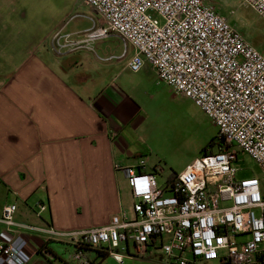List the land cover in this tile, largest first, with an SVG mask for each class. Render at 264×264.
<instances>
[{
	"label": "built area",
	"instance_id": "2783aa9c",
	"mask_svg": "<svg viewBox=\"0 0 264 264\" xmlns=\"http://www.w3.org/2000/svg\"><path fill=\"white\" fill-rule=\"evenodd\" d=\"M104 20L65 34L57 31L52 50L95 52L97 39L117 36L135 52L133 72L148 63L157 82L190 98L218 127L227 147L188 164L160 187L153 171L115 164L134 199L109 223L73 234L74 252L65 264H89L97 248L123 264L128 243L137 256L159 250L165 264H264V181L237 179V147L264 172V51L254 47L209 0H83ZM264 21V0H243ZM110 59V58H106ZM44 205L40 206L43 210ZM17 206L6 204L0 222V264H28L32 254L15 222ZM39 214V213H38ZM55 236L67 233L48 229Z\"/></svg>",
	"mask_w": 264,
	"mask_h": 264
},
{
	"label": "crops",
	"instance_id": "0c3cea01",
	"mask_svg": "<svg viewBox=\"0 0 264 264\" xmlns=\"http://www.w3.org/2000/svg\"><path fill=\"white\" fill-rule=\"evenodd\" d=\"M76 2L0 0V217L4 205L15 204V222L35 228L24 230L28 264L68 263L73 234L104 226L122 211L133 216L134 199L115 164L157 174L144 162L138 139L167 91L148 63L143 71L128 68L132 46L94 78L95 60L87 67L66 59L89 50L56 54L51 46L57 31L71 34L104 23L90 8L92 16L82 15L84 27L65 31L80 15L74 14ZM50 228L69 236L52 235ZM98 251H88L89 264L111 257Z\"/></svg>",
	"mask_w": 264,
	"mask_h": 264
},
{
	"label": "rangeland",
	"instance_id": "374dc122",
	"mask_svg": "<svg viewBox=\"0 0 264 264\" xmlns=\"http://www.w3.org/2000/svg\"><path fill=\"white\" fill-rule=\"evenodd\" d=\"M242 1L209 0V4L234 24L246 40L263 52L264 21L252 9L245 7ZM74 5L76 6L74 14L80 15L70 19L65 31L84 27L87 19L82 15H93L91 7L83 0H78ZM92 45L97 55L96 58L93 52L80 50L66 59L75 60L78 64L95 60L98 67L91 72L94 78L98 77L97 72L108 68L111 63H116L121 58L118 55L124 52V44L117 36H110L97 39ZM128 52L131 55V52ZM84 66L87 64L85 63ZM141 70L143 71V68ZM159 84L164 93L167 91L166 99L153 113L147 114L138 142L142 147L141 153L144 162L151 167L156 166L157 182L160 187L165 188L168 185L167 179L172 174H180L187 164L203 156L205 152L215 153L218 151L217 135L219 130L190 98L176 92L173 96L170 94L172 91L169 90L171 87L169 88L163 82ZM234 150L237 151V159L233 163L237 170V179L255 176L264 181V172L257 163L237 147H234ZM129 249V254L121 252L123 264H165V260L161 259V257L165 259V256L159 250L154 251L149 257L141 258L137 256L131 242H129ZM113 259L111 256L106 264H117ZM208 264H218V262L213 260Z\"/></svg>",
	"mask_w": 264,
	"mask_h": 264
},
{
	"label": "trees",
	"instance_id": "16d2710c",
	"mask_svg": "<svg viewBox=\"0 0 264 264\" xmlns=\"http://www.w3.org/2000/svg\"><path fill=\"white\" fill-rule=\"evenodd\" d=\"M218 132H219V131H218ZM217 145H218V150L227 147V145L225 144V141H224L223 136H221L219 133H218V135H217ZM207 153H208V152H205L204 154H207ZM153 170H155V167H154ZM175 176H176L175 174H172V175L168 178V180L173 179ZM92 249H97V248H92ZM98 250H99V249H98ZM98 254H99V257H105L107 253L104 252V251H102V250H99V251H98Z\"/></svg>",
	"mask_w": 264,
	"mask_h": 264
}]
</instances>
